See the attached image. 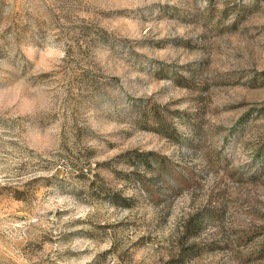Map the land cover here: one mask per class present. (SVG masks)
Masks as SVG:
<instances>
[{"label":"rangeland","instance_id":"rangeland-1","mask_svg":"<svg viewBox=\"0 0 264 264\" xmlns=\"http://www.w3.org/2000/svg\"><path fill=\"white\" fill-rule=\"evenodd\" d=\"M0 264H264V0H0Z\"/></svg>","mask_w":264,"mask_h":264}]
</instances>
